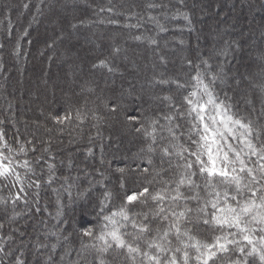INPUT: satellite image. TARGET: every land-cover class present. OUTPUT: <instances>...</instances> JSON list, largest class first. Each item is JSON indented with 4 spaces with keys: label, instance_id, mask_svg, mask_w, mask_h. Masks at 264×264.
Segmentation results:
<instances>
[{
    "label": "trees",
    "instance_id": "obj_1",
    "mask_svg": "<svg viewBox=\"0 0 264 264\" xmlns=\"http://www.w3.org/2000/svg\"><path fill=\"white\" fill-rule=\"evenodd\" d=\"M24 1L7 0L8 3L0 7V35L6 32L4 16L7 8L15 13L16 38H22L23 33L34 30L32 38L24 43L25 46L18 44L17 41V45H15L13 38H6V35H3L4 44H0V74L5 69L8 79H0V114L7 113L5 108L7 105L15 107L17 104L21 115L25 113L24 103L20 100L16 101L18 85L22 82L24 70L27 72L26 78H24L27 93L33 90V95L38 94V97L32 100V103L35 102L34 111L42 112L39 115L41 119L38 122L40 124L21 122L20 127L16 121L17 126L20 127L19 131L11 126L8 127L9 129H6L3 124L0 126V132L4 133L9 145L13 148L25 145L26 155L20 154L16 160L23 163L27 159L32 168V172H27L24 168H17L23 178V184L15 183L11 177L7 180L0 178V224L4 225L3 228H0V247H4L5 252L11 250V255L0 252V264H15L17 257L23 261V264H97L96 257L99 253L94 249L84 247V245L94 242L83 234L84 231L92 228L98 233L101 215L118 210L125 203L126 193L136 192L142 186H148L147 182L150 180L153 181L151 185L153 191L161 187L158 182L160 178L155 175L159 170L158 166H161L159 153L157 152L152 157L153 164L149 173H144L143 169L150 167L146 163V159L150 156L146 152L149 140L143 132H137L136 129L141 124L147 126L151 120L167 114L173 102H182L183 96L192 90L191 86L195 83L192 76L195 75L197 66L199 65L201 71H205L202 61H208L207 68L211 72H222V80L227 81V76H232V79L227 81V85L226 82L220 83V79L215 81L216 94L221 99L227 96V102L233 105L234 111L242 117L255 121L256 114L260 112L261 103L264 102V71L259 74L256 69L254 72H249V70H245L247 67H243L247 62L243 59L239 61L238 57H235L236 51L240 54L246 51L249 46L246 40L240 42L236 38L230 40L219 37L206 44L207 49H197L199 51L197 53L196 47L191 46L190 42L194 40V35H197V32L202 29L199 24L203 21V16L199 10L192 6L190 2L192 0H130L125 4L116 0H94L89 6L75 7L79 10L75 15H70V18L60 17L59 24L67 32L66 39L64 38L63 41L68 38V29L81 28L82 24L76 22V18L83 16L87 19L88 16L100 10L101 13L106 14L104 15L106 19L118 20V24L109 23L97 26H105L107 30L108 27L122 29L117 38H122L123 42L124 39L131 38L133 42L127 44V50L120 51L121 43L118 44L116 38L110 39L107 36L103 37L105 43L103 49L99 47L97 52L88 55L84 52L83 56H87L83 61L85 68L93 75L96 72L100 77V81H98V77V80L93 82L71 65L66 66L67 62L55 63L56 60L52 61L53 55L48 54L52 47L49 42L54 37V33L51 32L49 35L46 33V30L50 31L51 29V26L47 24L51 15L44 16L41 12L39 13L36 10L38 0H31L26 8V17H21L19 12L22 11ZM60 1L55 0V4H60ZM208 1L199 0L211 8ZM250 2H252V9L259 13L260 27L258 28L264 29V0H251ZM149 4L156 6L148 7ZM177 12L182 15H176ZM150 17H156V20L149 19ZM35 18H38V21L40 18L43 19L44 24L39 28V24L36 22L33 24V29H30V20ZM157 21L162 26V31L157 26ZM47 39L49 40L47 41ZM31 41L34 46L30 51ZM22 46L26 48L20 52ZM163 46L175 48L172 58L168 59L162 55ZM133 47L139 49L143 54L153 51L155 55L157 53L160 58L164 59L166 72L160 73V71L151 70L147 66L145 69L143 66V72L140 69L139 74L131 75L130 71L124 68L128 62H122L119 57L121 54L125 57L128 56L131 58V65L135 66V60L132 59ZM66 48L64 47L61 53L64 54ZM181 49L184 50L182 56ZM220 51L224 55H221ZM212 52H218V54H212ZM226 55L227 58H225ZM242 58H244V54ZM225 59H227V67L224 65ZM263 59L264 51L258 49L252 60L262 61ZM101 61H105V64L101 65ZM152 61L147 57H142L141 60L144 65ZM58 70H61L62 74H59ZM130 77H134L135 82L140 84L153 80L151 84H148L149 88L155 89L159 95H162L155 104L151 103L149 107L144 106L135 116L138 118L137 120H129L130 116L126 115V113L132 112L134 108H132V104L131 107L111 104L116 99L120 100L121 97L133 103L135 98L138 99L141 96L142 93H136V90L129 93V90L132 89L129 83L131 82ZM107 78L113 81L109 86L106 85ZM241 78L242 82L236 81ZM2 81L3 83H1ZM247 81L256 84V88L253 87L251 94L245 97L241 91L244 90L243 86H246ZM177 82L185 84L186 87L178 90ZM52 83L56 87L54 96L50 92ZM63 84L67 85L65 91ZM140 84V87L144 86ZM144 88L148 89V87ZM165 97L171 99L166 100ZM253 105L255 113H253ZM114 107L115 111L112 110ZM78 110L82 114L80 120L76 118ZM66 114L71 115L70 120L57 123L54 119V117H64ZM161 123L165 122L161 120ZM259 126L264 127V117L260 119ZM163 135L166 136L167 133H163ZM112 138L115 141L120 140L122 145L116 147L115 142L112 143ZM28 141L31 143H26ZM63 141H66V144H63ZM97 141L99 144L95 146ZM75 146L77 150L72 154L54 155L55 152H60L65 147L71 149ZM142 149L145 151L142 152ZM89 157L92 159L91 164L85 162ZM122 157L128 158L123 161L125 163H121ZM164 166L167 167L166 164ZM99 168L108 173L106 179L99 180L101 176ZM119 169H124V172ZM50 171L53 175H49ZM170 177L171 173H168L164 178ZM37 180L40 184L39 188L35 185L29 187V184ZM198 183L203 184L204 181L201 179L198 180ZM14 184L15 186H13ZM21 187L25 189L24 192L19 191ZM106 192L111 193V196L101 213V200L104 199ZM17 193L22 197L18 201L13 199ZM35 200L37 206L34 204ZM25 207L28 211L24 212ZM141 208L142 205L136 204L132 207V211H139ZM33 212L36 213V216L32 215L33 217L28 219L26 216ZM43 212L51 218L49 226L41 224L42 228L39 232L30 225L24 235L16 234L17 237L24 238L26 236V239L32 241L33 246L27 247L23 252L22 245L13 237L12 228L15 223L17 227H20L21 224L25 225V221L28 220H30L28 224H33L35 221L40 223V216ZM11 217L14 219H10ZM58 225L59 228L55 229V226ZM193 234L200 239L209 240L213 232L209 228L200 227L194 229ZM5 237H10V239H3ZM52 245H55V248ZM105 255L107 264H117L119 259L115 258L116 250ZM252 264H259V262L254 259Z\"/></svg>",
    "mask_w": 264,
    "mask_h": 264
},
{
    "label": "snow or ice",
    "instance_id": "obj_2",
    "mask_svg": "<svg viewBox=\"0 0 264 264\" xmlns=\"http://www.w3.org/2000/svg\"><path fill=\"white\" fill-rule=\"evenodd\" d=\"M157 26L163 30L158 21ZM100 63L104 65L105 61ZM202 63L205 71L197 66L192 76L195 83L182 102H173L167 114L136 129L149 140L146 152L151 154L150 167L144 168V173H149L152 156L159 153L161 167L155 175L161 187L153 191L150 180L148 186L126 193L125 203L118 210L101 215L98 233L92 228L84 231L94 241L84 247L99 253L97 264H107L105 254L112 250L125 264H216L222 255L228 256L226 264H252L254 259L264 264V127L259 126L264 102L255 121L240 116L227 102V96L221 99L215 92L214 83L222 78V72L213 73L207 68L208 61ZM185 87L177 82L178 90ZM76 118L82 119L79 110ZM54 119L63 123L71 115ZM26 153L25 145L13 148L0 132V178L11 177L15 183L23 184L17 168L27 172L32 168L27 159L19 163L16 157ZM168 173L171 177L165 179ZM201 179L203 184L198 183ZM33 185L39 188V181L29 187ZM19 191L25 189L21 187ZM110 196L111 193L104 194L101 213ZM13 199L22 197L17 193ZM136 204L142 208L133 212ZM200 227L212 230L211 240L193 234ZM0 252L11 255V250L5 252L4 247ZM15 264L23 261L17 257Z\"/></svg>",
    "mask_w": 264,
    "mask_h": 264
},
{
    "label": "rangeland",
    "instance_id": "obj_3",
    "mask_svg": "<svg viewBox=\"0 0 264 264\" xmlns=\"http://www.w3.org/2000/svg\"><path fill=\"white\" fill-rule=\"evenodd\" d=\"M6 1L7 0H0V7H2L5 3H8ZM92 1H94V0H61L60 4H55V0H50V1L38 0L36 10H38L39 13L41 12L42 14H44V16L47 14L51 15L49 18V21H47V24H49L51 26V29H50V31L46 30V33H47V35H49L51 32L54 33V35H53L54 37L51 39V42H49L52 44V47L50 48V52L48 54V55H50V54L53 55L54 58L52 57V61L56 60L55 63L67 62L66 66L71 65V67H74L76 70H78V72H82L86 78H89L93 82H96V80H98L99 75L96 72H94V75H93V73L91 71H89L85 68V64L83 61L85 58H87V56L84 57L83 53L86 52L88 55V54H93V53L97 52V49L99 47L103 49V47L105 46V43L103 41V37H107V36L110 39L116 38V41H117L116 43H118V44L121 43V45H119V48H121L120 51L122 49L127 50L126 49L127 44L129 42L131 43L133 41L131 38H126V39H124V42H123V40H121L122 38H117V37H119V34L122 32L121 31L122 29H117L116 27L115 28L108 27L109 29L107 30V29H105L106 28L105 26L104 27L103 26H97L100 24L106 25L109 23L118 24V20L117 21L112 20L113 18L106 19L105 18L106 16H104L106 14L101 13L100 10L96 11L97 14H95L96 12H94L90 16H88V17L86 16L87 19H85L83 16H80V18H76V22H79V24H82L81 28H75V29L70 28V29H68V38L66 41H63V39L67 35V32L64 31L63 26H61L59 24L60 23L59 22L60 17L68 19V18H70V15H75L77 13V10H79V9H76L75 7L80 8V6H84V5L89 6L92 3ZM101 1H104V0H101ZM106 1H111V0H106ZM116 1L123 2L125 4L127 1H130V0H122V1L116 0ZM250 1L251 0H209L208 2L210 3L211 8H209L206 3L199 2V0L198 1H195V0L190 1L192 6H194L195 9L199 10L203 16V21L200 22V24H199L200 27H202V29L200 30V32H197V35H194L193 39L194 40L196 39V40H195V42H194V40H192L190 42V45L193 47H196V50L197 49L203 50V49L208 48V47H206V44L213 42V40H216L219 37L224 38V39H230V40L231 39L235 40V38H236L237 40H240V42L246 40L248 45H249L247 47L246 51H244L241 54L236 51L235 57H238L239 61L241 59H243L245 62H247V64L246 65L244 64V66H243V67H247V68H245V70L247 69V70H249V72H254V70L256 69L257 74L263 72L264 71V59L262 61L261 60L260 61H256V60L254 61V60H252V58L255 56V53L257 52L258 49H263V51H264V29L258 28V27H260L259 22H258L259 21V18H258L259 13L257 11H255L254 9H252V5H251L252 2H250ZM30 2H31V0H25L24 1V4L22 6V11L19 12V15L21 17H23V18L26 17V8L27 7H24V5H29ZM71 2H72V4H71ZM215 8H216V10H214ZM203 11H205V12H203ZM14 16H15V13H13V11L11 9L9 10L7 8L5 16H4V18H5L4 25H5V29H6V32L4 34L6 35V38H13L15 45H17V43L18 44L20 43L21 45L25 46L24 43H26L30 38H32L34 30L31 32L28 30V32L30 34L28 32H26V33H23L21 35V36H23L22 38H18V37L16 38L15 37L16 25L14 23ZM31 19H32V17H31ZM30 21H31L30 27H29L30 29H33V24H35L36 22H37V24H39V28H41V26L44 24L43 19H41V18H40V21H38V18H35L34 20H30ZM121 24H123V23H121ZM124 26L126 27V24ZM114 29H117V30H114ZM4 34L0 35V44L1 45L4 44V36H5ZM46 37H49V36H46ZM48 40L49 39H47V41ZM16 41H17V43H16ZM24 46H22V48H20V52L22 51L23 48H26ZM33 46H34L33 41H31L30 51L33 48ZM64 47H67L68 49L66 48V52L64 51V54H63V53H61V51L64 50ZM241 48H243V46H241ZM162 50H163L162 55H165V57H167L169 59L170 57L172 58V53L174 52L175 48L163 46ZM182 50L183 49L180 50L181 56L184 54V50L183 51ZM198 50H197V53H199ZM222 51L224 52V49H222ZM222 51H220V54L224 55V53ZM213 53L214 52H212V54ZM215 53L218 54V52H215ZM15 54H16V51H15ZM243 54H244V58H242ZM38 55H39V53H38ZM0 56H1V53H0ZM142 57L143 58L144 57L150 58L153 61L151 63L147 62V65H144L141 62ZM154 58H155V60H154ZM225 58H227V55L225 56ZM119 59L122 62H128L124 68L128 69L130 71L131 75L139 74L140 69L142 71V70H144V68L146 69V66H147V68H149L151 70L155 69L156 71H160V73L166 72V67L164 65V59L160 58L157 53L155 55L154 51L149 52V53L145 52V54H143V53H141V51L139 49H135L133 47L132 59L135 60V66L131 65V61H130L131 58H129L128 56L125 57L124 55L121 54ZM224 61H225L224 65H225V67H227V65H226L227 59H225ZM0 62H1V58H0ZM143 66H144V68H143ZM58 73L62 74L61 70H58ZM26 74H27V72L24 70L22 82H20L18 85V98L16 99L17 102L20 100L22 103H24L25 108H26L25 113H23V115H21V113L18 110V107H19L18 104L15 107H10L8 105L7 106L5 105L6 106L5 108L7 109V113L3 114V115L0 114V126H2V124H3L6 127V129L11 126L13 128L18 129V131H19V129L21 127L20 126L21 122L22 123L26 122L25 124H28L31 122L40 124V122H38V121H40V119H41V118H39V115L42 111H39V110L37 112L34 111V103L35 102L32 103V100L35 97H38V94L36 93L37 95H33V90H31L29 93H27L28 90H26L25 85H24V78H26ZM0 76H1V78H0L1 80H7L8 79V77H6L5 69H3ZM66 77H68V75H66ZM124 78L126 80V77H124ZM130 78H131V82H129V83H130L132 89L129 90V93H131L132 90L134 92L136 90V93H142L141 96L138 97V99L135 98L133 100V103H130V101H126V100H124V98L121 97V98H119L120 100L116 99L115 102H112L111 104H117V105L119 104L121 106H127V107H131V104H132L133 105L132 108L134 107L132 112L126 113V115L131 116V117H135L138 115V113L140 112V110H142V108L144 106L149 107V106H151V103L155 104L156 101H158V99H160L162 97V95H159L155 89L152 90L151 88H149L148 84H151L152 83L151 81H153V80H150V82L140 84L139 82H135V80L133 79L134 77H130ZM107 79L108 80H107L106 85L109 86L113 83V81H111L112 79H110V78H107ZM226 79H227V81H229L232 79V76L229 75V76H227ZM242 80H243L242 78H241V80L236 79V81H238V82H242ZM98 81H100V77H99ZM227 81L220 79L219 82L223 83V84L226 82L225 84L227 85V83H228ZM1 83H3V81ZM66 84H63V90L64 91L67 88ZM139 84L144 85V86L140 87ZM144 87H148V89L146 90ZM243 87H244V90H242V91L240 90V91L242 92V95H244L246 97V96H249L251 94V90H253V87L256 88V84L250 83L247 81L246 86H243ZM50 92L53 93V96L55 95L56 87H55V84H53V83H52V87H50ZM48 97H50V96H48ZM127 110L128 109L126 108V111ZM16 121L19 123L20 127L17 126L18 124H16ZM114 142L116 144V147H120L122 145V142L120 140L115 141L113 139L112 143H114ZM63 144H66V141H63ZM97 144H99V141H97L95 143V146ZM63 149L64 150H62L60 152H55L54 155L57 154L59 156V155H64V153L72 154V152H75L77 150L76 146H75V148H71V149L68 147H65ZM79 150H80L79 152H81V149H79ZM125 158L121 159L122 160L121 163H125V162H123V161H125ZM126 159H128V158H126ZM148 159H146V163H148ZM91 161H92V159H91V157H89V158H87V161H85V162L87 164H91ZM141 166H143V165H141ZM160 167L161 166H158L159 169H160ZM99 172L101 175L99 180L107 178L108 173L106 172V170L99 168ZM137 172H138V170H137ZM49 175H53V173L50 171ZM34 204H35V206H37L36 200H35ZM193 207H195V205H193ZM23 210H24V212L28 211V209L26 207ZM33 213L28 214V216H26V217H28V219H30L33 217L32 215L36 216V213H34V214ZM40 217H41L40 223L35 221V222H33V224L32 223L28 224V222L30 221V220H28V221H25V225L21 224L20 227H17L16 226L17 224L15 223L16 225L14 224V226L12 228L13 237H14V239H16L15 241L19 242L22 245V249H23L22 251L23 252H25L27 247L33 246L32 241H29L28 238L26 239V236H24V238L23 237L20 238L21 236L17 237L16 234L21 233L24 235V233H26L25 230L29 229L30 225H31V227L34 226L36 230H39V232H41V228H42L41 224L49 226L51 218H50V216L45 215L44 212H43V214H41ZM58 228H59V225L55 226V229H58ZM211 238H212V236L209 238V240H211ZM115 258L119 259L117 261V264H125V261L121 258L120 255H118V253L115 256ZM227 260H228V256L223 255V256H221L220 260H217L216 264H226ZM80 262H81V260H80Z\"/></svg>",
    "mask_w": 264,
    "mask_h": 264
}]
</instances>
